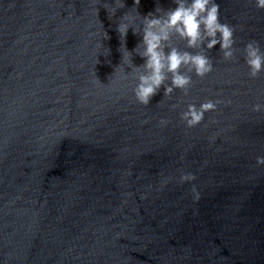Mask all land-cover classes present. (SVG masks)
<instances>
[{
  "label": "water",
  "instance_id": "1",
  "mask_svg": "<svg viewBox=\"0 0 264 264\" xmlns=\"http://www.w3.org/2000/svg\"><path fill=\"white\" fill-rule=\"evenodd\" d=\"M216 3L233 55L173 33L212 70L182 66L186 89L145 105L135 71L115 73L142 33L117 26L175 0H0V262L264 264V70L245 61L248 42L264 53V8Z\"/></svg>",
  "mask_w": 264,
  "mask_h": 264
},
{
  "label": "clouds",
  "instance_id": "2",
  "mask_svg": "<svg viewBox=\"0 0 264 264\" xmlns=\"http://www.w3.org/2000/svg\"><path fill=\"white\" fill-rule=\"evenodd\" d=\"M139 3L140 0H135L136 5ZM256 6L264 8V0H256ZM116 10L114 7L112 15ZM139 17L142 18L139 25L135 23V18L130 19L128 12L120 18L117 31L121 41H124L130 27L134 33H142V39L132 51L121 44L122 61L115 73L119 70L120 73L126 74L125 65L135 71L137 83L133 92L142 104L147 105L162 85L164 96L170 95L175 88L186 89L191 77L180 70L182 66H188L189 71L194 69L199 76L212 70L210 58L202 52L181 51L172 46L170 40L173 33L185 39L188 48L210 50L219 44L226 59L233 55L234 29L229 24L221 22L216 0H175V7L163 13L157 6L155 12L150 11L144 16L139 14ZM104 36H107V33ZM133 52L145 58L142 65L133 64ZM245 61L253 77L264 70V53L257 43L248 42L245 45ZM169 80L171 83H167ZM215 107L216 104L212 101L202 103L199 109L195 105H189L182 116L187 124L192 126L203 118L204 111ZM253 110H264V105L256 104ZM161 123L164 124L166 121L162 118ZM257 162L264 164V157H258ZM196 198L198 199V193Z\"/></svg>",
  "mask_w": 264,
  "mask_h": 264
}]
</instances>
